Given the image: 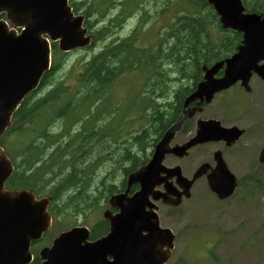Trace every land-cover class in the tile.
Returning <instances> with one entry per match:
<instances>
[{
  "label": "water",
  "instance_id": "water-1",
  "mask_svg": "<svg viewBox=\"0 0 264 264\" xmlns=\"http://www.w3.org/2000/svg\"><path fill=\"white\" fill-rule=\"evenodd\" d=\"M209 3L217 10L224 29L244 34L237 53L211 69L204 68V81L186 100L178 122L161 138L151 161L129 176L125 193L112 197L110 203L118 207L120 213L115 217L106 214L111 222V233L94 243L88 242L90 233L86 228L63 233L51 248L42 251L43 264H166L171 258L175 235L160 228L151 198L178 206L183 196L190 198L194 183L207 175L208 165H202L193 179L188 180L181 168H165V157L174 154L183 158L197 145L220 140L221 136L230 137L234 142L242 135L237 128L227 130L214 121H199L193 139L170 148L183 122L200 111L190 110L189 104L197 100H200L198 106L204 101L209 103L216 93L231 88L238 81L250 91L248 84L253 72L264 79V65H259L264 62L263 15L245 14L241 0H209ZM4 13L11 26L23 31L18 35L5 20H0V140L11 126L14 112L50 70V41H59V48L64 52L91 44V36H87L88 30L83 27L84 17L74 14L68 0H0V17ZM225 64V76L216 79L215 75ZM217 154L218 172L208 174L207 179L212 192L219 199H226L235 193L237 179L221 154ZM260 161L264 163V150ZM12 172L11 162L0 147V264H28L31 242L41 239L51 226L47 212L49 201H38L29 191H6L5 183ZM174 178L184 190L181 194L171 192L176 200L155 190L163 184L170 190L173 185L169 180ZM133 185H140V190L129 197Z\"/></svg>",
  "mask_w": 264,
  "mask_h": 264
},
{
  "label": "trees",
  "instance_id": "trees-1",
  "mask_svg": "<svg viewBox=\"0 0 264 264\" xmlns=\"http://www.w3.org/2000/svg\"><path fill=\"white\" fill-rule=\"evenodd\" d=\"M253 1L258 4L257 9L252 5V0H244L249 9L264 10V3L261 0ZM71 5L76 13L82 12L86 15V24L94 37L92 47L100 42L105 43L103 40L112 34V30L119 25L126 13L121 10L120 15L112 20L109 18L106 24L94 30L95 21L92 19L96 18V22H102L110 9L111 0L79 3L71 0ZM188 5L187 8L179 10L175 22L169 25L162 35L155 34L154 40L142 43L140 32H134L125 40L104 44L89 59L78 60L69 67L64 65V55H60L56 44H53V65L44 75L41 87L54 85L56 90L38 100L33 107L30 106L31 98H28L15 113L13 126L7 131L1 143L17 167L8 183L10 188H31L39 194L55 190L51 196L56 202L61 198L62 191L74 190L62 209L57 207L56 202L54 206L59 213H61L60 210L73 211L76 214L82 211L86 202L82 195L86 196V194L78 191L81 188V182L76 169L77 162L83 153L91 150L93 142L89 134L94 125H97L98 133L101 134L109 119L106 115L108 111L103 117L96 115L94 118L90 109L94 106L97 111L99 106L111 99L120 83L125 81H130L133 87L139 88L137 93L143 98V106L147 103L158 104L160 97L161 100L168 101L166 72H176L178 77L187 81L191 80L195 86L201 79V65L211 64L214 59L223 58L224 54L234 50L235 45L240 41L241 36L234 33L220 38L228 40L226 43L214 42L210 25L217 22L218 18L207 0H193ZM145 23H148V18ZM149 34L153 32L145 33L146 36ZM183 89L178 90V98L183 93H187ZM186 90L189 91L190 87ZM151 104H148L150 110L146 108L144 111V134L147 145L151 140L150 136L154 133L162 134L174 123L178 113L170 108H160L158 105L152 107ZM42 105H52L51 112L56 113L58 119L64 121L63 132L51 131L52 117L47 122L44 121L45 118L39 119L38 113L42 110L40 109L43 108ZM74 122L81 124L83 132L78 135L71 134L70 127ZM65 133H68L67 137H63ZM31 134L33 138L29 139L28 135ZM16 135L19 138L15 139ZM138 140L136 145L141 143L146 145L144 137ZM97 143L99 153L105 148L106 142L98 140ZM125 154L127 159H133L132 150ZM40 162L42 164L38 166ZM135 162L140 164L138 161ZM49 173L48 179L45 175ZM53 177L57 179V185L54 189L47 191L49 183L54 181ZM71 215H73L72 212Z\"/></svg>",
  "mask_w": 264,
  "mask_h": 264
},
{
  "label": "rangeland",
  "instance_id": "rangeland-1",
  "mask_svg": "<svg viewBox=\"0 0 264 264\" xmlns=\"http://www.w3.org/2000/svg\"><path fill=\"white\" fill-rule=\"evenodd\" d=\"M76 1L91 2L93 0ZM164 1L166 3L168 0H145L142 4L145 7L144 12H140V14L136 10L134 12L136 14L132 15L134 17L128 22L127 19L121 30L115 31L113 29V35H108L103 41L106 40L105 43H109L111 39L118 41L127 37L137 27L140 15L143 16L144 24L147 17L148 19L151 18L150 24L145 25L147 27L146 31H149L154 28V26L150 25L154 23L157 15L162 14L157 19L158 23L156 24L159 26L158 29H160L161 25L163 26L158 33V35H162L167 30V27L175 22L178 14L175 11L177 6L183 4V2H175L169 14L168 12L163 13ZM122 2V0H111L110 9L105 18L102 19V22H96V18L92 19V21H95L93 29L98 30L112 17H116L122 9ZM145 27L143 30H145ZM152 31L154 32V30ZM111 35L112 37H110ZM154 37V34H149L142 43L152 41ZM100 46L101 43L91 51L80 52L67 57L65 59L66 66L69 67L77 60L89 59L95 52L100 50ZM54 87L56 86L50 85L46 89L48 91L42 90L37 97L33 98L31 104L35 105L40 98ZM179 87L180 84L176 83L174 89L176 90ZM235 94L236 92L234 91L233 96ZM139 97L140 94L137 93V88L133 87L130 81L122 82L113 92L111 99L99 106L97 111L95 110V114L97 117H103L106 111H108L110 113L108 130L115 132L120 128L123 131L126 119L132 117L134 114ZM248 100L249 98H247ZM226 102H223V99L219 100L220 104ZM51 126L52 131H57L61 128V122L55 120ZM152 137L154 136L152 135ZM188 137L189 129L186 130V127H184L174 143H183ZM125 143V141L119 143L118 146H114L111 149V152H108L113 155V160L115 161L109 160L107 152H103L104 155L98 153L97 157L94 154L91 158L88 156L90 159L86 163L94 161L95 166L92 178L85 181L87 186L83 192H85L87 199L82 207L84 214H82L83 211L77 214L71 211L73 215L67 211L60 210L64 215L58 212L57 207H61L62 209L66 200L73 195L74 190H69L67 191L68 193L64 192L63 198L57 201V207L54 205L50 206L53 223L48 233L49 240H46L44 247L51 246L52 241L59 234L74 226H85L92 229L93 225H98L102 222L104 213L111 209L109 204L110 198L116 195L115 191L122 187L128 176L126 170L132 167L134 161L137 160V158L135 159L136 156L133 157V161L127 159V157H122L125 154L126 148L133 150L136 146L135 140L134 142H130L129 139V143L126 145ZM145 143L147 145V139ZM247 143L248 141L244 140L242 145L245 147ZM97 144H94V147ZM138 148L137 157L139 159L145 155L147 156V154H149L150 158L153 148H145L144 151L142 150L143 147L140 148L138 146ZM132 153H135V149ZM203 159V151L199 149L193 150L190 156L184 160L168 157L165 165L167 167L180 165L184 174L190 178L196 169L204 164ZM245 160L243 157L238 158L237 156L233 157L229 162L232 172L241 180V183L235 197L229 199L227 202H218L217 198L209 191L206 181L201 179L193 189L192 199L189 201L185 200L178 211H170L168 209V215L167 209L162 210L164 226H168L177 234L174 255L168 264H264V193L253 191L250 189L252 186L246 184V180L251 176V173L249 168H246ZM257 172L258 178L263 181L260 182L264 189V170H258ZM45 195L51 196V194Z\"/></svg>",
  "mask_w": 264,
  "mask_h": 264
},
{
  "label": "flooded vegetation",
  "instance_id": "flooded-vegetation-1",
  "mask_svg": "<svg viewBox=\"0 0 264 264\" xmlns=\"http://www.w3.org/2000/svg\"><path fill=\"white\" fill-rule=\"evenodd\" d=\"M217 77H220V73L217 75ZM251 85H252V93L250 95L244 93L243 90L241 91L240 83H239L236 87L233 88V90L231 89L230 91L225 92L223 93V95L220 96L217 95L213 103H211L210 105H205L202 110L201 115L204 120H218L221 122V125L223 127H228V128L238 127L241 128L242 130H245L244 139L248 141L245 147L242 144H237V143L231 144L227 140L209 142L207 144L196 147L194 150L200 149L201 151H203V155H204L203 163L209 165L208 173L218 172V163H217L218 157L216 156V153L218 151L221 152V156L228 164L229 168H230V164H229L230 160H232L233 157L238 156V158L243 157L244 159H246L245 160L246 168H249L250 172H257L258 170H264V165L259 164V167H256L257 162L259 163L260 153L264 148V80L260 79L257 76H254L252 78ZM234 91L236 92L235 96H233ZM247 98H249L248 101ZM220 99H223V102L226 101L227 102L220 104L219 103ZM216 102L218 103L215 105ZM178 105L179 104H177L176 102L173 104V107H177ZM196 105L197 103L195 102L191 104L190 107L194 108ZM179 117L180 116L177 115L172 125L177 123ZM184 127H186V130L189 129V137H192L195 132V129H193V127L195 128L194 121L193 123L191 120L186 122L179 133L183 131ZM94 164H95L94 161L90 163L91 166L90 179L92 178L94 173V166H95ZM85 168H87V163L85 164ZM134 189H137V187H135ZM121 192L122 191H120V193ZM158 208H159L158 213L160 216L161 224L162 226H164L162 223L163 222L162 210L170 209L171 211L172 208H170L167 205H164L163 203H158ZM110 210H112L114 214L118 212L117 209H110ZM168 215H169V210H168ZM109 228H110L109 222L107 221H102L101 224L99 223L98 225H95V229L97 230L98 234L91 235L92 236L91 241H95L106 236L107 235L106 233L109 232ZM43 247H44V237L42 240L31 244V251L33 255L31 264L42 263L39 254L43 249Z\"/></svg>",
  "mask_w": 264,
  "mask_h": 264
}]
</instances>
